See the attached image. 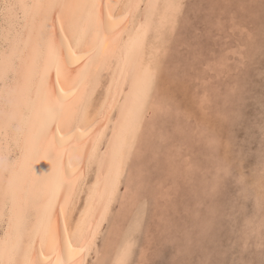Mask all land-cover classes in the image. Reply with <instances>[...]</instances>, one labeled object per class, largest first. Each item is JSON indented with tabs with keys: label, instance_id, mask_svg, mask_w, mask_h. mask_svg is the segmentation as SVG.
<instances>
[{
	"label": "bare ground",
	"instance_id": "bare-ground-1",
	"mask_svg": "<svg viewBox=\"0 0 264 264\" xmlns=\"http://www.w3.org/2000/svg\"><path fill=\"white\" fill-rule=\"evenodd\" d=\"M183 8L0 2V264H131L147 210L132 161Z\"/></svg>",
	"mask_w": 264,
	"mask_h": 264
},
{
	"label": "rangeland",
	"instance_id": "rangeland-1",
	"mask_svg": "<svg viewBox=\"0 0 264 264\" xmlns=\"http://www.w3.org/2000/svg\"><path fill=\"white\" fill-rule=\"evenodd\" d=\"M180 17L132 161L147 210L130 262L264 264V0Z\"/></svg>",
	"mask_w": 264,
	"mask_h": 264
},
{
	"label": "snow or ice",
	"instance_id": "snow-or-ice-1",
	"mask_svg": "<svg viewBox=\"0 0 264 264\" xmlns=\"http://www.w3.org/2000/svg\"><path fill=\"white\" fill-rule=\"evenodd\" d=\"M127 255V248L123 249L122 251V256H126ZM122 264H123V260H122Z\"/></svg>",
	"mask_w": 264,
	"mask_h": 264
}]
</instances>
